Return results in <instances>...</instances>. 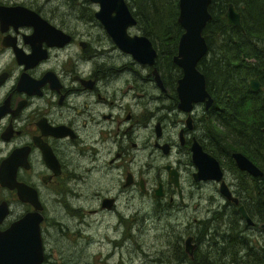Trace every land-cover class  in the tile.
<instances>
[{
	"label": "flooded vegetation",
	"instance_id": "flooded-vegetation-1",
	"mask_svg": "<svg viewBox=\"0 0 264 264\" xmlns=\"http://www.w3.org/2000/svg\"><path fill=\"white\" fill-rule=\"evenodd\" d=\"M88 1L93 6V16L97 4ZM258 1L249 7L260 8L259 16L264 19V0ZM233 8L239 12L241 21L240 11L234 5ZM35 12L69 39L61 46H48L46 40L41 39L37 55L43 56L32 57L25 66L17 62L11 47L2 45L1 40L3 36L13 37L15 45L29 54L31 48L22 38L32 32V27L18 26L14 30L8 26L0 32V177L11 175L16 183L35 195L37 202L34 206L21 200L15 188L0 184V241L5 239L3 233L14 222L30 212L41 216L39 233L42 237L49 202L55 204L57 197L63 201L79 196L86 199L87 189L80 185L88 177L95 179V187L113 188L116 184L122 188L136 187L140 193L148 192L154 198L155 207L162 206L160 208L176 214L181 209L179 206L185 207L187 200L195 194L199 198L202 189L212 185L217 196L210 194L208 199L220 204L211 210L216 216L212 220L208 217L207 221L231 219L236 228L227 226L230 231L227 234L209 233L208 229L199 228L198 218L194 217L191 226L185 225V231H189L186 237L190 236L194 244L192 253L188 254L181 245L180 249H174L181 262L208 263L211 259L205 262L203 259L207 257L198 252L200 242L207 244L206 237L214 244L227 243V251H230L228 248L234 250L238 242L245 246L253 239L247 231L255 230L264 236V224L256 207L264 203V21L259 22V38L240 36L236 41L228 36L227 53L206 51L198 60L196 68L203 74L211 102L208 106L204 101L191 103L189 111L185 112L177 106L175 85L170 90L174 79L168 75L169 83L167 76L163 78L162 72L157 70L162 88L157 86L151 75L152 67L138 64L129 54L120 51L94 16V19L75 20V23H83L80 27L63 23L57 26ZM134 26L126 28L129 35H134L129 32ZM228 27L244 33L242 27ZM5 51L8 56H3ZM221 64L227 69L228 91L227 85L224 91H218L211 83L212 66ZM136 67L142 68L145 74L141 75ZM19 79L26 83L28 90L18 88ZM152 90L153 97L159 100L154 110L149 104ZM137 97L143 101L136 100ZM216 118L226 123L227 146L217 140L219 136L212 128ZM167 124H179L177 149L165 131ZM137 130L144 133L138 142ZM193 142L218 161L222 171L220 180L235 202L219 192L220 181L194 179L196 168L190 152ZM136 148L147 150L149 158L152 151H157L161 164L155 167L154 175L149 176L151 162L136 169ZM232 153L245 157L260 175L240 169ZM222 155H227L226 159ZM157 189L159 195H156ZM108 191L93 192L90 198H94L96 204L85 211L90 215L116 214L119 224L125 220V215L116 209L118 191L115 195ZM239 205L253 221L252 225H247L239 215ZM76 209L83 210L81 206ZM178 218L180 220L181 216ZM41 241L43 250L42 238ZM1 250L2 245L0 255ZM225 250L221 246L205 253L217 262L227 263ZM45 258L43 252L41 264ZM228 258L235 261L233 257Z\"/></svg>",
	"mask_w": 264,
	"mask_h": 264
},
{
	"label": "rangeland",
	"instance_id": "rangeland-1",
	"mask_svg": "<svg viewBox=\"0 0 264 264\" xmlns=\"http://www.w3.org/2000/svg\"><path fill=\"white\" fill-rule=\"evenodd\" d=\"M125 1L128 6H131L130 0ZM0 4H18L31 8L57 26L63 23L72 25V27L74 25L80 27L83 23H75V20L94 19L91 16L93 6L88 0H0ZM130 6L129 8L133 11V7ZM210 25V43L211 46L215 47L217 45L216 39H214L216 29L213 22ZM129 32L134 35H142L138 25L130 28ZM71 50L73 51V48ZM3 54V56L9 55L8 51L3 52ZM136 68L141 71V75L145 74L142 68ZM177 74L176 71L170 72V79H174ZM167 81L170 83L168 77ZM153 91L151 92L152 97L155 96ZM139 99L143 101L141 98H136V100ZM149 104L154 110V106L159 104V100L153 97ZM214 124L217 125V122L215 121ZM177 126L179 124L165 125V131L175 143V149L178 146L176 143ZM143 135V132L140 133L137 130L136 142ZM145 141L147 143V138ZM147 153V150L142 151L136 148L134 159L136 169L143 163L149 164L151 162L150 176L155 174L154 169L161 164V159L157 151H152L150 158ZM175 157H177L176 153L174 154ZM149 184L153 183L149 181ZM95 186L97 185H95L93 177L85 178L80 187L87 189L88 197L86 199L79 196L72 200L65 199L63 201L62 198L57 197L55 204L51 205L49 202L46 226L41 237L43 252L46 256L43 264H191L179 261V254L174 249H180L179 245L183 246L182 241L189 232L188 230L185 231V225L191 226L194 217L198 218L199 228L204 229V231L208 229L209 233L218 231L220 234L230 232L227 228L226 218L207 221L208 217L210 220L213 219L215 214L213 215L211 210L220 204L210 202L208 199L210 194L217 196L212 185L202 189L199 198L195 194L192 199L187 200L184 204L185 207L179 206L181 209L177 211L178 214L170 209L160 208L162 206L155 207L152 195L148 192L140 193L136 187L132 189L122 188L116 184L112 186L113 188ZM106 189L112 195L118 191L116 209L118 208L125 215V220L119 224L116 221V214L90 215L85 211L96 204V200L90 198L93 192L104 193ZM80 192L84 194L81 190ZM76 206H81L83 210L77 211ZM177 216H181V219L179 220ZM201 222L203 226H200ZM192 232L196 231L192 230ZM247 232L253 235V239L241 249L240 247H236L234 250L228 248L230 251H227V243L214 244V242H210L212 241L209 239L210 237H206L207 244L204 242L199 244V255L203 254L207 257L203 259L205 262L210 258L208 264H260L256 263L253 258L263 260L264 236L255 230ZM221 246L226 249L224 255L227 258V263L217 262L214 257L205 253H211ZM247 247H250L251 250H248ZM248 253H253V255L250 257L247 255ZM228 257H233L235 261L231 262L232 258ZM200 258L202 257L200 256Z\"/></svg>",
	"mask_w": 264,
	"mask_h": 264
},
{
	"label": "water",
	"instance_id": "water-1",
	"mask_svg": "<svg viewBox=\"0 0 264 264\" xmlns=\"http://www.w3.org/2000/svg\"><path fill=\"white\" fill-rule=\"evenodd\" d=\"M97 4V9L93 16L99 20L110 37L113 44L122 52L129 54L138 64L151 66V75L157 86L162 88L158 71L154 65L156 51L151 42L144 35H129L126 28L136 24V18L125 0H90ZM210 0H177L176 21L181 28V33L177 39L176 51L172 55V62L179 68L180 76L175 82V94L177 97V106L188 112L191 103L204 101L205 106L211 102L208 95L204 77L196 68V63L207 51V45L202 35V29L210 19L208 6ZM225 24L227 26L241 29L239 12L234 10L229 2L223 12ZM8 26L14 30L18 26H31L32 32L23 36L22 40L27 43L31 51L29 54L23 53L14 43V38L3 36L1 44L10 46L19 63L28 66L32 57L41 58L38 54V44L41 39L46 40L48 46H61L68 41V36L61 30L55 28L41 18L34 10L22 5H2L0 4V32H4ZM43 51V50H42ZM36 59V60H37ZM252 83V81H251ZM18 88L27 89L26 83L19 79ZM254 88L253 86H251ZM191 160L196 168L193 177L199 179H215L220 181L219 192L235 202L236 199L230 197L227 188L220 180L222 175L218 161L211 155L203 152L201 147L193 142L190 145ZM237 166L253 175H260V171L245 157L239 153H232ZM0 184L9 188H15L16 193L21 200H27L36 206L35 195L24 185L16 183L12 176L0 177ZM156 195H159L158 189ZM104 202L102 203L103 206ZM239 215L247 225H252L253 221L247 216L244 208L239 205L237 208ZM41 216L37 212H30L24 217L14 222L2 237L0 241L2 250L0 255V264H41L43 260L42 241L39 233V221ZM183 246L185 251H191L194 244L191 243V237L184 238ZM264 264V248H263Z\"/></svg>",
	"mask_w": 264,
	"mask_h": 264
},
{
	"label": "trees",
	"instance_id": "trees-1",
	"mask_svg": "<svg viewBox=\"0 0 264 264\" xmlns=\"http://www.w3.org/2000/svg\"><path fill=\"white\" fill-rule=\"evenodd\" d=\"M132 15L136 18V25H138L141 30V34L149 39L153 48L156 51V58L154 65L156 69L162 72L163 78L166 79V76L170 72H178L174 76V81L170 84V90H173L175 85V80L178 78L180 71L178 67L172 62L171 57L176 51L177 39L181 33V28L179 27L176 17H177V0H130ZM227 2L232 3L237 10L241 13V27L243 28L244 33L235 30L234 28L228 27L224 22L223 12ZM258 0H210L208 6V12L210 13V19L205 24L202 29V35L207 44L208 52H219L227 53V37L232 36L236 41L240 36H246L248 38L254 37L259 38V22L264 21L259 16L261 12L260 8L249 7L250 5L258 4ZM130 6V5H129ZM130 6V7H131ZM131 7V8H132ZM213 22L214 31L217 45L211 46L210 43V27ZM213 28V27H212ZM209 30V31H208ZM232 30V31H231ZM211 69V83L214 84L218 91H224L225 86L227 85L230 88L227 82V69L223 64L213 65ZM217 125L213 126L216 136H219L217 140L221 142L222 145L227 146V131L226 123L224 120L216 118L215 120ZM217 156V154H216ZM225 156V159L227 155ZM217 158H220L217 156ZM257 209L259 210L258 217L261 222L264 224V203L258 204ZM229 228H236L233 221L230 219L227 221ZM237 245V244H236ZM244 246L238 242V247ZM251 254L248 256L251 257ZM256 263L263 264V260L258 258H253ZM204 264V263H201ZM208 264V263H207Z\"/></svg>",
	"mask_w": 264,
	"mask_h": 264
},
{
	"label": "bare ground",
	"instance_id": "bare-ground-1",
	"mask_svg": "<svg viewBox=\"0 0 264 264\" xmlns=\"http://www.w3.org/2000/svg\"><path fill=\"white\" fill-rule=\"evenodd\" d=\"M186 252H187V251H186ZM187 253H188V254H191V253H192V250H191V251H188Z\"/></svg>",
	"mask_w": 264,
	"mask_h": 264
}]
</instances>
